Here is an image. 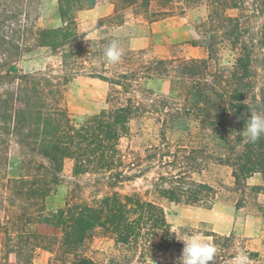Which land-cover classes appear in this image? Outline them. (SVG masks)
I'll return each mask as SVG.
<instances>
[{
    "label": "trees",
    "instance_id": "trees-1",
    "mask_svg": "<svg viewBox=\"0 0 264 264\" xmlns=\"http://www.w3.org/2000/svg\"><path fill=\"white\" fill-rule=\"evenodd\" d=\"M98 1L113 11L89 35L77 13ZM56 3L59 24L42 26L41 0H0V264H32L40 250L49 254L46 264H179L181 239L191 231L172 229L154 200L121 191L148 177L169 201L208 207L223 194L264 223V136L248 143L240 132L253 111L264 114V0ZM201 7L187 43L202 56L131 49L109 31L124 24L128 9L154 22ZM112 39L124 49L116 65L103 59ZM38 48L49 49L57 64L24 71L23 57ZM80 75L108 84L109 106L74 124L65 87ZM149 80L167 81L175 94L155 93L145 87ZM146 120L155 137L138 142ZM12 160L16 175L8 174ZM67 163L78 181L62 206L46 211ZM210 164L227 167L230 181L201 178ZM202 234L218 246L209 264H232L241 248L250 264H264L248 237ZM96 241L110 245L100 249Z\"/></svg>",
    "mask_w": 264,
    "mask_h": 264
},
{
    "label": "rangeland",
    "instance_id": "rangeland-1",
    "mask_svg": "<svg viewBox=\"0 0 264 264\" xmlns=\"http://www.w3.org/2000/svg\"><path fill=\"white\" fill-rule=\"evenodd\" d=\"M56 5V0H41L40 25L57 26L59 24ZM112 11L113 6L104 1H98L90 9L79 11L77 17L81 30L88 32L89 35L97 34L94 30L97 20L111 14ZM204 13L205 8H195L188 10L182 16L151 22L146 18L143 10L136 9L134 13L128 9L124 12V24L115 29L110 28L109 31L112 35L125 39L131 49H149L158 56L198 57L203 55L202 49L189 45L187 41L192 24ZM261 23L262 20L258 22V24ZM262 32L264 37V27ZM224 57H228L226 53ZM57 62L58 59L51 54L49 49L38 48L26 54L20 65L24 71L31 72L44 69L48 65L55 66ZM145 87L164 96L175 94L170 90L167 81L149 80L145 83ZM108 90V84L96 78L80 75L71 79L65 87V97L66 109L72 122L79 124L87 117L107 108L109 106L106 101ZM137 122L133 121L135 128L138 127ZM145 125L148 127L146 132L141 137H135L138 142L143 143L155 137V133L151 132L153 121L146 120ZM8 174H17L15 160H12ZM200 177L211 182L217 178L225 183L231 179L229 169L217 164L208 165ZM150 178L129 183L121 191H136L143 197L154 200L162 206L168 223L177 232L182 229L191 231V233L215 231L219 234H228L235 232L240 236L248 237L251 247L264 255V223L257 212L249 208L236 209L231 201L223 197V194L208 207L169 201L154 192ZM256 180L257 178H251L249 181ZM77 181L78 179L71 175L70 165L67 163L64 167L63 181L44 201L45 210L51 211L62 206ZM38 228L41 231L45 230L43 225H38ZM94 244L100 249H107L110 245L108 242L102 243L101 241H96ZM48 258V252L40 250L32 264H46ZM10 259L13 260V256H10Z\"/></svg>",
    "mask_w": 264,
    "mask_h": 264
},
{
    "label": "clouds",
    "instance_id": "clouds-1",
    "mask_svg": "<svg viewBox=\"0 0 264 264\" xmlns=\"http://www.w3.org/2000/svg\"><path fill=\"white\" fill-rule=\"evenodd\" d=\"M123 55L124 49L120 47L119 40L112 39L103 52V59L110 65H116ZM240 132L246 142L256 143L264 136V114L253 111ZM181 241L184 247L179 264H209L216 260L218 246L202 233L193 232ZM232 264H250V258L244 249H239L232 257Z\"/></svg>",
    "mask_w": 264,
    "mask_h": 264
}]
</instances>
